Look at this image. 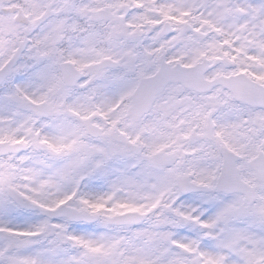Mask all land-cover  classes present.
Returning <instances> with one entry per match:
<instances>
[{
	"label": "clouds",
	"instance_id": "obj_1",
	"mask_svg": "<svg viewBox=\"0 0 264 264\" xmlns=\"http://www.w3.org/2000/svg\"><path fill=\"white\" fill-rule=\"evenodd\" d=\"M182 3L190 2L40 0L20 19L19 32L0 37V98L18 97L13 107L20 119L31 117L42 133L32 137L34 145L62 138L67 146L59 155L45 147L33 151L35 157L19 152V161L32 157L17 162L21 169L39 158L50 167L28 181L20 171L17 182L38 187L48 180V191L39 196L55 211H37L32 222L48 219L67 225L73 234L79 226L67 222L83 210L80 178L100 159L97 148L114 151L136 165L130 174L143 181L145 199L137 203L143 214L134 230L153 238L141 249L143 258L157 264H171L177 257L184 264H205L206 256L213 255L222 264H246L241 250L249 241L234 244L236 235L264 243V81L251 75L264 74V62L248 59L255 55L264 61V52L252 43L264 38V28H257L264 17H238L236 31L245 51L233 61V50L219 43L232 37L200 25L195 11L181 17L184 24L164 20L159 13L167 4ZM196 26L202 33L191 31ZM181 32L194 36L196 44L177 39ZM242 69L249 74L240 75ZM24 95L40 103L31 104ZM98 106L108 119H85ZM218 131L224 135L217 137ZM57 170H67L68 178L52 179ZM202 223L212 227L204 229ZM53 238H42L32 252L47 248ZM193 240L199 242L193 254L175 246ZM118 264H126L125 259Z\"/></svg>",
	"mask_w": 264,
	"mask_h": 264
},
{
	"label": "snow or ice",
	"instance_id": "obj_2",
	"mask_svg": "<svg viewBox=\"0 0 264 264\" xmlns=\"http://www.w3.org/2000/svg\"><path fill=\"white\" fill-rule=\"evenodd\" d=\"M139 6L142 7V5ZM193 11L196 12L194 19L198 20L200 25L211 28L221 37H232V39H221L219 43L221 47L233 50L232 59L235 61L237 54H243L245 49L240 46L241 38L239 32L236 31V23L233 24V16L239 14V16L252 18V13H259V18L264 17V0H259V2L257 0H248L247 3H242L241 0H234V2H228V0H207L206 3L202 4H167L159 9V13L164 20H173L177 24H184L185 20L181 19V17L192 16ZM173 13H177V15H173ZM255 20H258V18ZM191 31L200 34L202 33V27L196 26ZM234 32L235 34H233ZM176 38L186 41L190 46L196 44L194 36H186L183 32ZM0 43H3V41H0ZM252 43L261 52H264V38L253 40ZM212 47H216V45L213 44ZM199 54L203 55L204 53L201 52ZM225 55L228 54L225 53ZM248 59L257 63L264 62L261 61L259 56L255 55L249 56ZM185 67L190 68L192 65H185ZM239 74L248 75L249 73L247 70L242 69ZM233 75L236 74L234 73ZM251 75L254 79L264 81V74L253 72ZM235 87L238 91L243 90V85L241 84H237ZM17 92L23 93V90L18 86ZM24 99L34 105L40 103V101H36L27 95H24ZM17 102L18 97L12 94L0 98V264H5V258H7L6 264H93L91 259L85 258L94 257L98 254L115 255L116 245L113 244L105 248L103 245L94 243L91 240L73 235L68 232L65 224H52L48 219H42L38 223L32 222L33 213L37 211L44 213H53L55 211V208L43 202L39 196V193L49 186V181L43 180L38 187L19 184L17 182L18 172L22 171L25 174L23 178L26 181L31 180L33 176L42 177L43 172L41 168L33 166L23 169L19 168L15 157L21 151L31 153L39 151L41 147H45L50 152L59 155L67 146L63 144L62 138H58L56 142L44 138L34 145L32 137L39 138L42 133L35 128L31 117L20 119V112L13 107ZM107 103L105 101V104ZM118 107V104L113 105L109 108V111H115ZM97 116L104 120L108 119V114L102 111L99 106L98 110L91 114V117H85V119ZM112 128H116L115 122L112 123ZM120 134L124 135L123 132ZM216 135L217 137H222L224 133L223 131H218ZM130 142L135 144L136 140H131ZM97 150L109 158L116 155L114 151H105L103 148H97ZM31 158V156L21 157L20 164L26 163ZM37 163H44L46 167H50L46 162L38 161ZM55 175L62 179H67L69 173L67 170H57ZM244 183L250 184V181L245 180ZM74 195H69L65 199L57 201L56 207L63 206L73 199ZM110 199L111 197L107 198V200ZM107 200L103 197L97 198L95 201L82 198L80 203L90 210L92 217H96L103 212H112L115 215L143 214L141 206L127 203L117 204L116 207L124 209V212L116 213L115 208L109 209L106 206ZM261 215L264 216V210L261 211ZM185 219L191 220L195 218L185 217ZM196 222L199 223V220L196 219ZM201 226L204 229L212 227L208 223H202ZM48 235L54 237L49 241V246L33 253L32 249L35 248L36 244ZM208 238L214 239L215 237L209 234ZM152 239L149 234V243L152 242ZM240 240L249 241V246L241 250L246 264H264V243L239 233L233 243L236 244ZM198 243L195 240L191 243L176 242L175 246L185 253L193 254L197 251L196 245ZM73 248L76 249V254H72L71 249ZM200 255L203 257L205 254L201 252ZM126 264H157V261L141 257L139 259H130ZM171 264H184V260L177 257ZM205 264H222V258L208 255L205 258Z\"/></svg>",
	"mask_w": 264,
	"mask_h": 264
},
{
	"label": "rangeland",
	"instance_id": "obj_3",
	"mask_svg": "<svg viewBox=\"0 0 264 264\" xmlns=\"http://www.w3.org/2000/svg\"><path fill=\"white\" fill-rule=\"evenodd\" d=\"M196 3H199L200 0H195ZM228 2H234V0H228ZM242 3H247L248 0H241ZM259 2V0H257ZM40 0H7V3L5 6L1 7L2 12L4 15V29L6 31V35L8 34H14L21 30V26L19 24L13 25L12 20H14L15 14L18 12V10L22 9V6H24V11L29 16L30 10L35 9L39 6ZM253 20L259 18V13H252ZM264 25H257V28H262ZM6 27V28H5ZM33 153V152H32ZM32 156V154H31ZM34 157V156H33ZM109 157L104 156L102 153L100 154V159L96 163L97 166L103 167L101 161L103 159H107ZM16 162L20 163L18 160V157H15ZM127 158L121 157L118 155H114L111 158H109V161L111 163H114L116 161L120 162L121 165L118 166L116 164H110L106 167H103L102 171V177L101 179L106 183V187L102 186V192L101 193H95L90 194L89 186L86 183L83 187H79V184L77 186V192L82 198H89L90 195L93 197V200L95 201L97 198H105L111 197L108 203L109 209L115 208L116 213L121 212L124 209L117 208L116 205L119 203H127L131 205H137L139 201H142L145 199L143 194V181L139 175H131L133 168L136 165H129L126 163ZM41 162L39 159H35L33 163V167L41 168L43 175L49 170V167H46L45 164L37 163ZM104 161V160H103ZM50 165V164H47ZM95 165V166H96ZM98 167V168H99ZM92 170V169H91ZM90 170V171H91ZM31 175V173H29ZM88 174L84 175L86 177ZM55 172L53 173L52 179H55ZM33 179L39 178L36 176L32 177ZM81 179V178H80ZM48 187L43 189V191L47 192ZM55 188L52 189V192H55ZM112 215L114 213L112 212H106V215ZM101 227H98L97 230H100ZM126 234H129L130 236L135 235L139 239L141 238H149V233L147 232H139V231H130L129 229L125 230ZM73 235L80 236L82 238L88 239L93 241L94 243H97L99 245H103L105 248H108L111 245H116V248L119 247V251L117 252L116 256H106L104 254H98L94 257H87L88 259H91L93 264H103L101 261V258L108 257L109 262L107 264H118L119 259L123 258L126 262H128L130 259H139L141 258V249L143 248L139 242L134 240L132 241L133 244H129L122 236H119L118 234H115L113 232H109L108 235L103 236L101 232H94L91 233L76 228L73 230Z\"/></svg>",
	"mask_w": 264,
	"mask_h": 264
},
{
	"label": "flooded vegetation",
	"instance_id": "obj_4",
	"mask_svg": "<svg viewBox=\"0 0 264 264\" xmlns=\"http://www.w3.org/2000/svg\"><path fill=\"white\" fill-rule=\"evenodd\" d=\"M191 3L197 4L195 0H191ZM199 3L202 4L203 0H200ZM238 17H239V15H237V14H235L233 16V24H235ZM252 17H253V15H252ZM98 152H99V154H101L100 151H98ZM103 160L101 161L102 166L103 167L108 166L107 162H108L109 158L103 159ZM98 167L99 166H97V165L94 166V168L87 173L88 175L86 177H84V176L81 177V179L79 181V187H83L84 185H86V183L88 184V186L90 188L89 189L90 194L101 193L102 192V186H105V187L107 186L106 183L101 179L102 173L100 171H102L103 167H99V168ZM87 199L93 200V197L90 195V197ZM108 203H109V201L107 200L106 206L109 208ZM82 208H83L82 211H89L90 212V210L85 208L83 205H82ZM123 212H124V210L121 212H117V213H123ZM112 216H115V214H112V215L107 214L106 215V212H103V213L98 215L99 220L95 223H86V224L85 223H76V224L79 226L78 228H80V229L86 230L90 233L92 231L101 232V234L106 237V235H108V233H109V229H110L109 228L110 227L109 226V220ZM67 223H70V222H67ZM98 227H101V229L97 230ZM118 250H119V247L116 248V251H118ZM71 251H72V254H76V249L73 248V249H71ZM85 259H88V258L86 257ZM107 263H108V261L105 262V264H107Z\"/></svg>",
	"mask_w": 264,
	"mask_h": 264
},
{
	"label": "water",
	"instance_id": "obj_5",
	"mask_svg": "<svg viewBox=\"0 0 264 264\" xmlns=\"http://www.w3.org/2000/svg\"><path fill=\"white\" fill-rule=\"evenodd\" d=\"M22 17H25L22 13H20L16 20L17 21H20V19ZM136 218V215L134 214H127V215H124V216H120L119 218H114L110 221L111 224H114V225H122V224H126V223H131V222H137L135 221L134 219ZM69 219L73 220L74 219V216L70 217Z\"/></svg>",
	"mask_w": 264,
	"mask_h": 264
}]
</instances>
